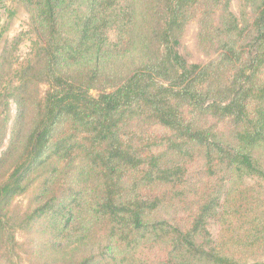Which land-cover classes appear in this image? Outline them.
Returning <instances> with one entry per match:
<instances>
[{
	"label": "trees",
	"instance_id": "trees-1",
	"mask_svg": "<svg viewBox=\"0 0 264 264\" xmlns=\"http://www.w3.org/2000/svg\"><path fill=\"white\" fill-rule=\"evenodd\" d=\"M14 2L0 264H264V0ZM192 21L203 65L176 49Z\"/></svg>",
	"mask_w": 264,
	"mask_h": 264
},
{
	"label": "rangeland",
	"instance_id": "rangeland-1",
	"mask_svg": "<svg viewBox=\"0 0 264 264\" xmlns=\"http://www.w3.org/2000/svg\"><path fill=\"white\" fill-rule=\"evenodd\" d=\"M233 12L237 13L236 5L233 3L231 5ZM28 15L19 8L14 0H0V65H3L0 72V89L7 81L15 70V68L25 62L29 57V51L34 37L28 32ZM197 31V23L195 21L190 22L184 35L179 41L177 46L178 54L186 61L188 65H203L208 61L212 60L216 53L214 49H210L208 53L200 52L195 47V34ZM108 37L111 41L115 39V33L110 30L108 32ZM91 95L95 98L97 93L93 91ZM7 116L9 118V123L6 127L5 139L0 147V153L3 152L8 144L10 130L15 123L16 109L15 106L9 102L8 103ZM3 107L0 106V122L3 118ZM132 129V128H131ZM160 132L158 127H145L143 133L145 134H156ZM195 168H193V171ZM247 183L253 185L255 190L264 198V182L259 180L250 179ZM25 204L24 199H18ZM169 220V217H167ZM207 230L211 236L212 242H215L219 236V229L216 224L209 222L207 224ZM17 238L21 241V235L17 234ZM154 251L149 250L146 253V257L149 260L154 259ZM256 260L264 261V256L258 257Z\"/></svg>",
	"mask_w": 264,
	"mask_h": 264
}]
</instances>
